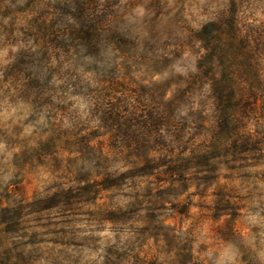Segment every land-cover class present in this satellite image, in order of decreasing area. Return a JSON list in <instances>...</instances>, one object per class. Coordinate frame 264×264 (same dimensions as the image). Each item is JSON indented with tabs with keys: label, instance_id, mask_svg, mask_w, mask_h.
I'll use <instances>...</instances> for the list:
<instances>
[{
	"label": "clouds",
	"instance_id": "1",
	"mask_svg": "<svg viewBox=\"0 0 264 264\" xmlns=\"http://www.w3.org/2000/svg\"><path fill=\"white\" fill-rule=\"evenodd\" d=\"M0 264H264V0H0Z\"/></svg>",
	"mask_w": 264,
	"mask_h": 264
}]
</instances>
